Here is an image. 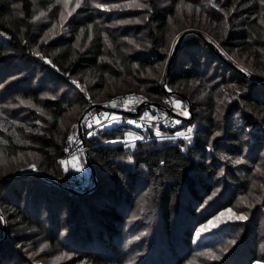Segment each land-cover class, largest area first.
I'll use <instances>...</instances> for the list:
<instances>
[{"label":"trees","instance_id":"trees-1","mask_svg":"<svg viewBox=\"0 0 264 264\" xmlns=\"http://www.w3.org/2000/svg\"><path fill=\"white\" fill-rule=\"evenodd\" d=\"M36 1L44 9L52 7L51 17L56 16L57 0H0V36L5 39L0 42V103L17 98L33 105L23 115L11 114L0 122V151L10 159L30 154L25 157L31 159L30 165H34L36 172L63 182L59 160L64 156L70 126L78 122L89 103H100L96 97L108 90L109 80L118 82L124 89L142 91L152 103L161 104L166 98H174L164 93L160 75L162 65L171 55L167 39L170 20L175 16L172 8L177 1L173 0L171 10L165 11L160 0H149L148 22L139 26V31L146 32L149 46L142 57L126 55L121 42L109 33V23L114 20L95 13L84 1L76 21L72 22L70 37L38 45L47 62L36 60L31 54V46L38 37L32 22ZM216 1L220 3V12H200L188 26L208 35L221 56L209 46L208 40L190 35L178 50L167 83L171 92L191 102L194 121L204 122L192 143L185 149L182 140L139 143L133 150L131 168L124 164L130 149L114 144L122 137L121 132H103L94 140H85L98 178L94 191L73 195L36 176L5 181L4 185H11L15 199L12 203H2L8 224L13 225L17 220L25 227L37 229L48 224L51 236L62 243V249L74 252V258L79 257L83 264H122L128 258L135 261L136 257L130 258L122 248L123 229L127 213L140 209L139 194L149 184L153 185L154 194L148 199L157 219L149 249L145 255L137 256L134 264H184L197 253L216 248L227 240L233 244L231 249L213 264H251L260 258L258 248L263 242L257 234L260 225L257 214L260 208L264 209V195L258 201H251H257L256 211H252L247 226L225 228L214 236L213 246L209 248L196 250L192 244L191 225L233 207L236 198L249 195L247 187L256 181L252 176L254 170L264 173L261 161L264 86L246 75V71H255L258 75L252 77L264 82V3L262 0ZM14 4L20 5L21 18L15 15ZM84 28L89 32H84L86 42L80 46L85 49L79 51L74 47L76 36ZM20 73L24 75L21 77ZM141 73L152 77L150 86L130 84ZM83 77L93 82L80 81L78 86L69 82ZM60 86L71 88L58 95ZM229 86L236 87L239 94L229 105L227 119L218 124V129L213 95L227 91ZM202 92L207 97L204 104L198 101ZM118 95L121 94L109 95L105 101ZM33 121L44 126L38 128L30 124ZM216 131L220 132L218 136ZM221 168L223 174L219 176ZM23 197L32 202L31 213L34 208L44 206L36 209L38 218L32 219L27 209L26 215L21 210ZM42 212L47 217L45 222L39 220ZM10 246L9 241L0 242V264Z\"/></svg>","mask_w":264,"mask_h":264},{"label":"rangeland","instance_id":"rangeland-1","mask_svg":"<svg viewBox=\"0 0 264 264\" xmlns=\"http://www.w3.org/2000/svg\"><path fill=\"white\" fill-rule=\"evenodd\" d=\"M84 1H87L93 11L95 13L101 14L105 17H110V19H113L111 23H109V33L113 35L117 40L121 42V47L123 51L126 53V55L130 57H139L143 56L146 52L149 50L148 42L146 39V32L145 31H139V26L141 24L148 22V15H149V0H79V7H76L77 0H57L56 6L58 7L57 13L55 17H51L52 7H49V9H44L42 7V3L40 1H36L35 7L33 10V16H32V22L34 24L35 34L37 39H35L34 44L31 46V54L33 57L37 59H41L44 62H47L46 59L41 55L39 50L37 49L39 44H48L53 41H57L59 39H67L71 35V29H72V22L76 21L75 17L78 14V9L81 8L82 3ZM173 0H160V7L165 8V11L171 10L170 4ZM176 2V6L174 9L172 8L175 16L170 21V34L168 36L167 42L170 53L173 52V49L175 45L177 44L181 34H183L186 31H195L199 32L203 39L208 40L209 43H212L216 46V44L212 41V39L203 33L200 32L197 28H189V24L192 23L193 19H197L200 12L203 11H213L215 13L220 12V3H216V0H197L195 2L194 0H174ZM194 1V3H193ZM97 4L103 5V7H96ZM136 4H146L147 8H140L136 7ZM198 4V5H197ZM112 5H119L120 7H112ZM131 5V6H129ZM177 5H180V8L178 10ZM184 5H191V8H186ZM197 5V7H196ZM202 8V9H201ZM198 9V10H197ZM14 11L15 15L18 18H21V8L19 4H14ZM72 12V14L69 16L68 12ZM43 13V15H41ZM61 13H63V16L66 18L63 21L61 20ZM55 25V27H53ZM101 26H104L103 23ZM188 26V27H187ZM186 27V28H185ZM185 28V29H184ZM88 30V31H87ZM89 32V29H82L76 36V44L75 49L79 51H83L85 47H81L80 45L84 46V32ZM90 36V34L88 35ZM190 35L186 36L184 40L189 37ZM183 40V41H184ZM5 39L0 36V42H4ZM131 41L132 43H129ZM182 41V42H183ZM182 44V43H181ZM181 46V45H180ZM180 49V47H179ZM218 49V48H217ZM220 52V51H219ZM38 53L39 55H37ZM109 62L110 59H108ZM168 62V61H167ZM167 62H165L162 65L161 70V84L164 80L165 70ZM21 77L24 75V73H20ZM246 75L248 77H252V75H258L255 71H246ZM18 78V77H17ZM150 80H152V77L148 73H141L138 74V80L136 82L133 81V83L130 82V84L137 85V83H148ZM92 83L93 81L89 79L88 77L83 78H75L69 80L72 85L78 86L79 83ZM168 83V82H167ZM7 84V83H4ZM109 87L108 90L105 91L102 94H98L96 97V100L100 101L99 104L106 102L105 99H107V96L109 95H116V94H125V93H137L139 96L144 97V93L140 90L134 91L136 89H124V87H119V83L113 80L108 81ZM144 88L148 85L143 84ZM71 87H65L60 86L57 93L58 95H63L67 92V90H70ZM168 88V87H167ZM169 90V89H168ZM221 90V89H220ZM200 92H197V94ZM228 93H231L230 97H228ZM239 94V90L234 86H229L227 91L220 93L219 91L214 93V104L216 107V116L215 119L219 120V123H217L218 129L220 126L218 124H222V122L227 119L226 115L230 112L229 105L232 101H234ZM68 95H66L67 97ZM198 101H201L203 104L206 102V94L202 92L200 95H198ZM68 98H70L68 96ZM147 99V98H146ZM89 100V98H88ZM178 100L181 102L180 107H175L174 105V111L175 116L178 122V126L180 129L176 131L177 133H182V135L189 136V139L183 140L181 138L176 140H182L184 143L182 144L183 149L188 144L192 143V139L195 138L200 131V128H202L204 122H200L199 120L194 121V109L192 105V114L189 113V107L186 101L179 99L178 97H174L171 99ZM102 101V102H101ZM108 101V100H107ZM150 102V101H149ZM26 109H33V107H29L28 103H21L19 99H15L14 101H5L4 103H0V122L3 119L8 118V115L16 114L19 115L22 112H24ZM182 110H186L188 112V115L185 116L182 113ZM23 115V114H21ZM78 113H76V116ZM185 118V119H181ZM79 119V118H78ZM217 120V121H218ZM187 121V123H186ZM221 122V123H220ZM30 124L37 126L38 128L43 127V123H40L39 121H33L30 122ZM76 122H74L70 126V132L68 133V137L70 135H74L75 128H76ZM191 128L192 131L189 134L187 130ZM1 129V127H0ZM217 129V130H218ZM262 130V128H260ZM66 129H63V132H65ZM260 130V131H261ZM259 131V130H258ZM67 132V131H66ZM215 133H220L219 131H216ZM182 135H177L178 137H181ZM214 136V135H213ZM218 136V135H215ZM177 137V138H178ZM212 139V138H211ZM69 140H67L68 142ZM66 142V145L68 143ZM127 148L130 149V153L128 154V157L125 158L124 164L126 167L133 166V150L131 146H128ZM21 154L18 158L10 159L7 158L1 151H0V178L6 176H9V174L13 172H25V171H35L34 167H30V158H27L25 156H31L30 154H25V156ZM263 158L261 159L262 162H264V153L262 154ZM25 157V158H24ZM131 157V159H129ZM92 161V159H91ZM76 163L79 166V170H77L76 167L71 166L70 170L67 172L63 169L62 165L59 163V170L60 174L63 177V182L60 180H56L60 183H64L67 187L72 188V184L74 182H70L73 180V176L77 173H87V181H86V188L85 191L90 189L92 186L93 180H91V176L87 170L85 159L82 157ZM142 172H145L144 167L139 168ZM262 172H257V170H254L252 173V176L256 177V181H251L250 184L247 187L246 192L244 195L239 196L236 198L234 206L230 209H224L221 211H218L214 215H212L207 220L202 221L201 223L197 224L196 226L191 225V228L193 230L192 235V244L196 250H201L202 248H209L213 246L214 242V236L217 234L224 232L223 230H227L228 227H233L235 225L237 226H247V223L249 222L250 218L253 216L252 211H256V202L258 199L262 198L264 195V187H261L262 183L264 182V175H261ZM19 174V173H18ZM219 176H222L223 174V168L219 171ZM145 176V173H143ZM23 177V176H22ZM75 179V177H74ZM16 180V179H13ZM12 181V180H10ZM14 185V184H13ZM146 187V186H145ZM62 189V188H61ZM154 187L153 185L148 184V188L143 191V193L139 194V200L141 201L138 206H140L139 210H131L129 213H127V220L125 228L123 229V237H124V245L123 250H127L129 257H136L140 255H145L146 251L149 249V238L154 233V221L157 219V217L154 216L153 211L151 210L152 204H150V200L148 199L149 196H152L154 193ZM245 197L246 202L241 203L240 198ZM257 200L256 202H251L254 200ZM14 198L11 195V185H4V182H0V217H3V220H0V242L2 241H9L11 243V246L7 248L6 252H4V259L2 260V264H83L82 262H79L78 258H74V252L70 253L67 251V249L64 248L62 243L56 240L55 237H52L50 234V231L48 227L43 226L44 228L37 229L36 227H25L23 226L19 221L15 220L13 222V225L8 224V220L6 217V208L2 206V203L6 202H14ZM209 200V199H208ZM249 204L251 205L249 207ZM40 205V204H39ZM21 210L24 211V214H27L26 209L31 213L32 208V202L29 203L27 200H24V197L21 199L20 205ZM41 207H44L43 205H40ZM40 206H38L40 208ZM37 207V208H38ZM34 208V212L31 213L32 215L30 218H38L36 216V209ZM226 210H231V212H228ZM13 213V212H12ZM223 213V215H221ZM244 214L246 215L247 219L245 220H238V219H232L230 218L232 214ZM12 216V215H10ZM257 216L258 222H259V228L257 230V234L259 236L260 242H263L262 245L259 246L258 254L259 259L254 261L251 264H264V209H261L258 211ZM40 222L47 221V217L44 212H42V219L39 217ZM253 220V219H251ZM203 226V227H202ZM156 228V227H155ZM199 230V235L197 234ZM41 245H45L43 249H41ZM231 241L227 240L222 245L216 247V248H210V250H205L200 253H197L192 257L189 261L185 262L184 264H213L214 262L219 261L220 258L223 257L232 247ZM246 252V249H244V253ZM61 253L66 254V258L55 260L54 258L58 257ZM76 253V252H75ZM135 258V261H130L129 258L127 259V262H124L122 264H134V262L138 261V259ZM126 259V258H125ZM246 260V257L243 258V261Z\"/></svg>","mask_w":264,"mask_h":264},{"label":"built area","instance_id":"built-area-1","mask_svg":"<svg viewBox=\"0 0 264 264\" xmlns=\"http://www.w3.org/2000/svg\"><path fill=\"white\" fill-rule=\"evenodd\" d=\"M164 93L168 95L166 91H164ZM128 97H132L133 101L125 106L123 102ZM85 98L88 100L87 96ZM113 102H115L116 106H113ZM150 103L151 102H149L148 99L139 96L137 93L121 94L112 97L101 104L89 103L80 114L82 118L80 123L77 122L76 124L74 132L75 138L72 141L67 142L68 145H66L64 156L59 160L63 169L65 170L67 167L68 172L73 165L71 158L76 156V161H78L80 158H84L85 151H88L86 144L84 147L82 139L79 137L80 133L78 131V125L80 126L84 142L85 140H94L98 138L103 132L119 131L121 132L122 137L114 141V144L121 145L125 148L128 146L135 148L139 143H150L154 141H172L179 138L187 140L185 139L186 135L178 137L176 134L178 123L171 99L166 98L160 104L164 108L170 110V112H163L159 109H155L149 105ZM141 105H143V107L139 109ZM92 106L102 107L89 109ZM104 113L109 114L107 119H111L112 116H117L119 117V120L113 123H108L103 115ZM145 113L148 115L145 116ZM96 120H100V123L97 124L95 122ZM128 121H135V123H128ZM157 131L160 133L159 136L156 135ZM89 132H91L92 135H89ZM128 133H132L133 135L140 137V139L129 141L127 139ZM61 161L67 163L62 164ZM87 178V173L76 174L75 172L73 180L70 181L74 182L72 188L79 193H83L86 188Z\"/></svg>","mask_w":264,"mask_h":264},{"label":"water","instance_id":"water-1","mask_svg":"<svg viewBox=\"0 0 264 264\" xmlns=\"http://www.w3.org/2000/svg\"><path fill=\"white\" fill-rule=\"evenodd\" d=\"M188 35H197V36L203 38V36H202L199 32H195V31H186V32H184L183 34H181V36H180V38H179L177 44L175 45V47H174V49H173V52L171 53V55H170V57H169V59H168V62H167V65H166V70H165V75H164V80H163V82H162V89H163V91H166V92L168 93L169 96H172V97H178V98H180V99L186 101L187 104H188V107H189V113H190V115H191V114H192V104H191V102L188 100V98L185 97V96H183V95H181V94L173 93V92H171L170 90H168V88H167V82H168V79H169V77H170V72H171L172 64H173L174 59H175V57H176V55H177V53H178V50H179V47H180L182 41H183L184 38H185L186 36H188ZM208 44H209V46H210V47H211V48H212V49H213V50H214L219 56H221L219 50L217 49V47H216L214 44L209 43V42H208ZM250 78H251L252 80H255L256 82H258L259 84H261V85L264 86V82H262V81H258V80H256V79H254L253 77H250ZM149 105L152 106L153 108H155V109H159V110H161V111H163V112H170V110L164 108V107L161 106L160 104L152 103V102H151ZM95 107H100V108H101L102 106H92V107L89 108V109H92V108H95ZM142 107H143V105H141V106L139 107V109L142 108ZM81 118H82V117L80 116V117H79V121H78V123H80ZM181 119H185V118H181ZM78 131H79V133H80V134H79V137L82 139V144H83V146L85 147V142H84V140H83V135L81 134V129H80V126H79V125H78ZM84 159H85V163H86L87 170H88V172H89V174H90V176H91V178H92V180H93V186H92L90 189H88L87 191H84L83 193H79V192H77L76 190H74L73 188H70V187L64 186L62 183H60V182H58V181H55V180H53V179H50V178L47 177L46 175L41 174V173H38V172H36V171H32V170H30V171H25V172H22V173H19V174H13V175H10V176H4V177L0 178V182H5V181H9V180L17 179V178H20V177H22V176H36V177H39V178H41V179H44L45 181H47V182H49V183L55 185L56 187L62 188L63 190L69 192L70 194L77 195V196H83V195H86V194L91 193V192L94 191V190L97 188V186H98V178H97V174H96V171H95V169H94L93 163H92V161H91V159H90V156H89V153H88L87 150L85 151Z\"/></svg>","mask_w":264,"mask_h":264},{"label":"snow or ice","instance_id":"snow-or-ice-1","mask_svg":"<svg viewBox=\"0 0 264 264\" xmlns=\"http://www.w3.org/2000/svg\"><path fill=\"white\" fill-rule=\"evenodd\" d=\"M262 3H264V0H262ZM79 6H80V4H79V0H77L76 7H79ZM129 6H131V5H129ZM135 6H136V7H140V8H147V7H148L146 4H136ZM96 7H103V5L97 4ZM112 7H116V8H118V7H120V6H119V5H112ZM184 7H186V8H191V5H184ZM177 8H178V10H179L180 5H177ZM197 10H198V9H197ZM71 14H72L71 11L68 12V15H69V16H70ZM41 15H43V13H41ZM64 19H66V18L63 16V13H61V20L63 21ZM53 27H55V25H53ZM89 27H90V26H89ZM129 43H132V42L129 41ZM36 54L39 55L38 53H36ZM169 54H171V53H169ZM81 90L83 91V89H81ZM132 101H133V98H132V97H128L123 103H124L125 106H127V105L130 104ZM21 103H22V104H23V103H28V106H29V107H32V106H33L30 102H26V101H23V100L21 101ZM171 103H172L175 107H180V106H181V102L178 101V100H173V101H171ZM113 106H116L115 102H113ZM38 111H39V109H38ZM181 114L187 116V115H188V112H187L186 110H182V113H181ZM103 115L105 116L106 119H107L108 116H109L108 113H104ZM147 115H148V114L145 113V116H147ZM142 119H143V117H142ZM118 120H119V117H117V116H112L111 119H107V122H108V123H113V122H116V121H118ZM95 122H96L97 124H99V123H100V120H96ZM178 122H179V121H177V123H178ZM128 123H135V121H128ZM191 131H192L191 128H189V129L187 130V132H188L189 134L191 133ZM88 134H89V135H92L91 132H89ZM156 135L159 136L160 133L157 131ZM177 135H182V133H177ZM215 135H219V133H215ZM74 138H75L74 135H70V136L68 137V140H69V141H72ZM127 139H128L129 141H134V140H136V139H140V137L135 136V135H133L132 133H128V134H127ZM185 139H189V136H185ZM129 159H131V157H129ZM76 160H77V157H76V156H73V157L71 158V161H72V163H73V167H76L77 170H79V166H78V164L76 163ZM235 162H236V163H240L239 160H237V161H235ZM61 163L64 164V163H67V162H65V161H61ZM30 167H34V165H30ZM67 170H68V169H67V167H66V168H65V171H67ZM257 171H259V169H257ZM261 175H264V173H261ZM261 187H264V185H262ZM240 202H241V203H245V202H246V198H245V197H241V198H240ZM250 206H251V205L249 204V207H250ZM226 211L231 212V210H226ZM221 215H223V213H222ZM230 218H232V219H238V220H245V219H247L246 215H244V214H239V215H237V214H234V213L232 214V216H231ZM0 220H3V217H0ZM202 227H203V226H202ZM197 234L199 235V230H198ZM44 247H45V245H41V249H43ZM64 258H66V254L61 253L58 257H56V258H54V259H55V260H60V259H64Z\"/></svg>","mask_w":264,"mask_h":264}]
</instances>
